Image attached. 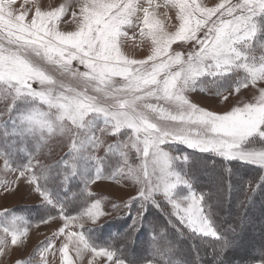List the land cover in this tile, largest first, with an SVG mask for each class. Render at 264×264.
<instances>
[{
  "label": "snow or ice",
  "instance_id": "1",
  "mask_svg": "<svg viewBox=\"0 0 264 264\" xmlns=\"http://www.w3.org/2000/svg\"><path fill=\"white\" fill-rule=\"evenodd\" d=\"M29 2L33 7L17 14L16 0H0V99L11 98L5 111L18 129L14 134L23 138L20 146L0 147V173L13 174L12 179H0V188L8 193L18 191L21 183L29 186L63 221L53 238L37 249L40 264H48L46 253L54 248L57 236L64 237L58 250L61 264H74L70 251L79 264H101L98 257L109 264H188L174 258L177 246L168 238L169 227L181 237L187 231L189 239L212 238L211 253H205L210 255L209 264H226L225 254L242 244L243 218L223 231L217 226L211 188L194 190L192 156L178 146L208 154L213 169L216 157L222 163L239 161L264 169V0H220L214 7L198 0H163L162 4L155 0H69L51 10H42L39 0H24ZM71 3L78 11L63 20ZM159 8L165 9L161 15L168 21L172 20L169 10H174V31H167L164 20L158 18ZM141 20L140 36L150 40L151 52L144 59H134L125 53L124 45L127 29ZM61 22L75 24V30H61ZM178 41L193 44L186 59L181 52L170 51ZM201 77L212 78L217 95L228 87L239 92L251 85L254 102L223 113L200 107L186 93L197 90ZM89 88L96 94H89ZM106 133L124 136L106 149V155L118 157L115 164L89 151L103 145ZM57 135L71 140V160L59 162L53 174L52 166L38 157ZM133 149L140 164L129 163L128 151ZM224 167L231 174L227 164ZM106 168L111 179L140 185L138 196L123 205L132 221L129 233L133 238L143 230L149 208L162 218V223L151 225L149 254L141 260L124 256L127 242L117 247L113 239L98 245L91 235L93 229L87 233L71 230L82 218L95 223L106 214L101 200L88 203L89 185L109 178ZM71 176L83 183L79 194L83 206L76 215L69 212ZM57 181L58 186L52 187ZM260 181L264 183V176ZM251 186L248 181L239 206L248 200ZM134 203H138L135 214ZM54 219L49 215L38 223ZM22 220L14 211H0V255L9 246V236L12 245L27 236V227H18ZM78 226L83 229V223ZM88 253L91 257L85 262ZM196 264H204L199 249ZM245 264H264V245Z\"/></svg>",
  "mask_w": 264,
  "mask_h": 264
},
{
  "label": "rangeland",
  "instance_id": "2",
  "mask_svg": "<svg viewBox=\"0 0 264 264\" xmlns=\"http://www.w3.org/2000/svg\"><path fill=\"white\" fill-rule=\"evenodd\" d=\"M39 2L42 10H51L52 8L58 7L61 4H68L69 0H39ZM198 2L203 3L209 7H214L216 4L220 3V0H198ZM233 2H235V0H233ZM141 3H145V0H141ZM155 3L162 4L163 0H155ZM22 5L23 8L21 7ZM32 7L33 6L31 2L25 4L24 0H16V3L14 5V9L17 12V14H19V12L24 10L25 8H32ZM73 10L78 11V9H76L75 7V4L71 3L69 6L68 13L63 17V20H68ZM164 11H165L164 8L157 9L158 18L164 20L167 31L172 32L175 30L172 27V25L176 23L174 18V10H169L168 13L169 16L172 17L171 21L165 20V18L161 15ZM31 15L32 12H29L28 19L31 18ZM140 15L142 17V13ZM141 26H142V20L137 22L133 27L127 29L129 36L127 42L124 45V51L130 58L144 59L151 52L150 40L147 39L146 37L140 36ZM59 27L61 30L71 31V30H75L76 26L75 24L72 23L65 24L61 22ZM145 31H147V29H145ZM170 51L181 52L182 54H184V57L186 59L187 53L193 51V44L185 43L183 41H178L171 46ZM73 63L75 65L76 62ZM79 67L81 71H84L83 66H79ZM49 71L53 75L57 76L58 79L61 78L59 77V74L55 71V69L49 68ZM115 80L117 84L121 82L119 77L115 78ZM66 82H71V81L66 79ZM254 92L255 90L252 88L251 85H249L248 88H241L239 92H236L235 89H229L217 96H214L213 94H206L200 91L198 88L195 91L187 92L186 95L193 103H196L200 107H203L207 110L214 111L217 113H223L225 111L230 110L234 106H242L244 103L254 102ZM89 94L95 95L96 93L92 92L91 88H89ZM225 96L227 97V100L224 99ZM151 102L155 103L156 101H151ZM9 104H11V98H9L7 101L0 99V130L2 129V123H10V124L12 123V120L10 119V114L5 111V109L8 107ZM164 106L168 107V105H164ZM11 115L15 116L16 113L13 112ZM12 124H11L12 129L7 126L4 127V134L5 132L8 133L7 139H10L9 136L14 134L13 132L16 133L18 132V129L14 128ZM17 124H19V121H17ZM116 137H118L117 138L118 140L124 139L123 135H114L111 133L104 134L102 136V139L104 141L103 145L95 150L89 149L90 153L95 157L105 159L106 157L109 156L106 155V149L108 145L114 144ZM70 143L71 140L68 137H61L59 135L53 136L48 140L47 146L43 149V153L38 158L45 165H51L58 159H61L67 152H70ZM128 159H129V163H131L132 165H137L141 163L134 149L128 151ZM92 163L94 164L95 162L93 161ZM111 164H115V161H112ZM2 167H3V162L0 161V168ZM198 169H199L198 172L202 174V176L210 174L209 173L210 169L203 168L202 166H199ZM209 176L210 175H208L207 177ZM239 176L240 175L238 174L235 176V178H238ZM105 177H109V178L98 179L96 180L95 183L90 184L88 191H90L92 194L91 195L92 200H96V199L101 200L102 209L106 214L101 216L98 219V221H96L95 223L87 220L86 218H82L80 221L77 222L76 226L71 228L72 231L82 230L78 226L79 223H83V228H91L108 221L110 218H113L115 216L116 217L120 216V214L123 211L122 209L124 207L123 205L125 204V202L129 201L130 198L138 196L140 185L137 184L135 181L129 179H120V178L111 179L110 173ZM12 178H13V174L11 173H9L6 177L3 175V173H0V179H12ZM221 178H222L221 174L218 173H216L215 175L213 174V177L211 178L212 179L211 182L213 183V185L216 183V186L213 189L214 197L212 196L211 199L213 206H215L216 208H221L222 205L226 203L225 201L226 199L223 196L224 192H222L224 191V183L221 181L222 180ZM200 179L201 180L197 179L196 183L201 186L202 185L205 186L206 184L209 185L211 184V182L208 183L203 182L204 180L201 177ZM232 182L233 181L231 180V183ZM114 189L120 190L119 191L120 193L116 195L112 191ZM157 196L160 195L157 194ZM231 201L227 202V205H231ZM113 205H117L118 207L114 208ZM49 207L50 206H45L43 204L42 198L39 196L38 193L34 192L29 186L23 183L19 185L18 191H14V192L5 193L3 192V189L0 188V211H2L3 209H8L10 211H14L18 216L24 217L25 220L17 222L18 227H20L21 230H23L24 227H27L28 229L27 236L22 237L21 238L22 242L18 243L17 245L11 244L10 236L7 238L9 241V246L7 249L4 250V255H0V264H17L18 261L28 262L29 260L31 261V264H40L41 256L39 255L37 249L42 245L43 242H46L48 239H52L53 232L57 231V229H59L63 225V221L59 218L58 214H55L56 212H52L50 210V212L48 213V211L45 210V208H49ZM259 208H261V205L259 206ZM49 215L55 216L56 219L51 220L48 223H38L42 218ZM226 215L227 214L225 215L223 214L222 218H224ZM230 220L233 219L230 218ZM2 235L3 234L0 233V237H2ZM63 240H64L63 236H57L54 238V248H52L51 250H49L48 253H46L48 264H61V257L58 250ZM173 241L174 243H176L175 240ZM250 241L254 243L253 240L250 239ZM242 246L244 248L246 247L244 245ZM184 247L185 248L179 247L180 249H178L177 251L181 250L183 251V253H185L188 252L189 250V254H190V251L192 250V254H193L194 250L192 247L188 249L187 244H185ZM124 252L128 254L129 247L126 246ZM69 254L70 256H72L74 260V264H79V262L76 261L75 253L70 251ZM186 255H184V257L185 259L187 258V260L189 261H191L192 258L193 260L195 259L194 257H191V255L190 257H186ZM90 257H91L90 253L86 254L85 262ZM97 260L101 261V264H109L106 258L98 257Z\"/></svg>",
  "mask_w": 264,
  "mask_h": 264
},
{
  "label": "trees",
  "instance_id": "3",
  "mask_svg": "<svg viewBox=\"0 0 264 264\" xmlns=\"http://www.w3.org/2000/svg\"><path fill=\"white\" fill-rule=\"evenodd\" d=\"M261 39H264V36L261 37ZM243 75V73H241ZM212 78L210 77H203L198 81L200 90L201 88L206 89V91H202L206 94H213L214 96H217L216 94V86L211 83ZM229 89H235L233 87H228ZM201 91V90H200ZM224 92V91H223ZM12 124V123H11ZM10 123H2V129L0 130V147L7 144L10 148L12 145L20 146L22 137L20 135L12 134L10 139H7L8 136L4 137V127H10ZM13 125V124H12ZM12 129V128H11ZM4 135H2V134ZM16 133V132H13ZM118 137L115 138L114 144L117 142ZM180 149L186 151L192 156V162L190 164V172L191 176L193 178V188L197 192L205 191L207 192L209 188H212V196L214 197L213 189L216 186V183L213 185L211 182V178L213 177V174L216 173L221 174L222 176V182L224 183V192L223 196L225 197L226 203L222 205L221 208H216L213 206V203L210 201V203L213 206V211L215 212V219L217 226L223 231L228 227L229 224L237 225L240 223L241 219L243 218V232L241 233L242 238V244L233 249L230 250L228 253L225 254V261L226 264H245V262L250 259L252 256L255 255V251L259 249L262 245H264V183H261L260 178L264 176V169L259 168L258 166L241 163L239 161H233L230 164L228 162L221 161L220 158L216 157L215 159V168L213 169L211 164V160L208 157V154H202L195 152L191 149H186L184 146L179 145ZM173 155L176 153L173 152ZM108 156V155H107ZM23 157H17V160H21ZM116 156H112L109 154L108 157L105 158V160L108 163H112V161H117ZM62 160H71L70 152H67L61 159H58L55 161L52 166L55 174L56 166L59 162ZM207 164V166H206ZM224 164H227V167L231 169V174H229L228 171L225 170ZM202 166L203 168L210 169L209 173L205 176H202L198 171V167ZM213 170V171H212ZM221 172V173H220ZM110 173L109 169H105V176ZM200 174V175H199ZM240 175L238 178H235L236 175ZM210 175L209 177H207ZM200 177L204 180L203 182H211V184H206L205 186H201L197 184V179L201 180ZM231 180L233 181L231 183ZM248 181H252V186L250 188H247V197L248 200L243 205V207L239 206V202L241 200L245 199V192L243 189L246 186V183ZM229 182L231 183V188H229ZM259 185L257 188L256 186ZM57 185H52V187H57ZM207 186V187H206ZM206 187V188H205ZM237 187V188H236ZM68 188L70 191L68 192V198L71 201L69 204V212L72 215H76L80 210L82 205L83 197L80 196V192L83 189V183L79 177L71 176L68 180ZM208 189V190H207ZM73 193L76 195L74 196ZM63 195V193H61ZM160 196H157V199H160ZM232 200V201H231ZM93 201L92 198L88 200V203ZM231 201V205H227V202ZM261 205V208L259 206ZM232 206V208H231ZM235 206V207H234ZM138 207V203H134L132 206V212L135 214V209ZM48 213L50 210L52 212H56L52 210L50 207L45 208ZM122 213L118 217L110 218L108 221L91 228H83L82 230L87 233L88 229H93L94 231L91 233L93 238L95 239V242L98 245H104L106 243H110L115 239V243L117 247H120L125 242L128 243L127 247H129V253L124 252V256L128 259L136 258L137 260H141L143 257H146L149 254V246H150V240H149V231L150 227L153 224H160L162 223V218L160 214L157 212L155 208H149L143 230L135 234V237L133 238L129 233V225L131 224V219L128 216V210L123 207ZM17 211V210H16ZM44 211V208H43ZM227 214L224 218H222L223 214ZM55 214H58L57 212ZM149 215V216H148ZM152 215V216H151ZM232 218L233 220H230ZM182 227V226H181ZM239 231V229H238ZM168 238L172 241H176V252H175V259L177 262L181 260L188 261V264H196V249H199L200 257L203 258L204 264H209L210 262V255H205V253H211V248L208 247L211 243H213L212 238H200V237H192V239L188 238L187 231L185 236L181 237L175 233L174 230H172L169 227V235ZM134 239V242H132ZM253 240L254 243H252ZM137 241V242H136ZM194 242V243H193ZM248 242V243H247ZM196 243V244H195ZM185 244H187L188 249L193 248V254L192 250H189L188 252L183 253V251H177L180 249L179 247L185 248ZM198 244V245H197ZM246 246L245 248L242 246ZM243 247V248H242ZM136 248V249H134ZM196 248V249H195ZM186 251V250H185ZM136 252V253H133ZM178 255H177V254ZM187 253V255H186ZM184 255L186 257H194L195 259L191 261L185 259Z\"/></svg>",
  "mask_w": 264,
  "mask_h": 264
},
{
  "label": "bare ground",
  "instance_id": "4",
  "mask_svg": "<svg viewBox=\"0 0 264 264\" xmlns=\"http://www.w3.org/2000/svg\"><path fill=\"white\" fill-rule=\"evenodd\" d=\"M112 191H113L116 195L120 193V192H119L120 190H118V189H114V190H112ZM136 242H137V241H136Z\"/></svg>",
  "mask_w": 264,
  "mask_h": 264
}]
</instances>
